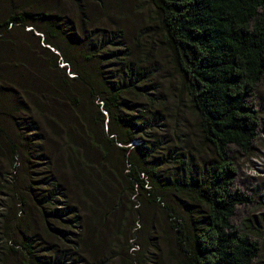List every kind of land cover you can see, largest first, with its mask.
I'll return each mask as SVG.
<instances>
[{
  "label": "trees",
  "instance_id": "trees-1",
  "mask_svg": "<svg viewBox=\"0 0 264 264\" xmlns=\"http://www.w3.org/2000/svg\"><path fill=\"white\" fill-rule=\"evenodd\" d=\"M150 1L157 16L153 34L160 35L172 67L182 79L208 160L175 182L160 171L175 159L174 152L166 156L165 150L177 151V145L158 134L161 122L151 112L162 104V93L152 82L159 70L151 59V40L146 47L141 42L131 47L122 29L102 35L85 16L78 21L77 13L61 11L64 17L55 18L58 10L47 5H41L45 10L34 5V9L15 11L10 17L0 12V41L19 27L25 32L24 26H30L29 34L39 31L46 45L42 53L55 66L62 55L70 71L74 67L75 77H68L64 84L90 87L92 106L103 103L90 118L92 126L102 127L95 136H100L97 142L87 146L86 152L73 149L88 140L90 135L82 133L84 127L77 131V137L74 134L65 141L72 149L67 170L76 181L75 187L66 175L33 181L29 188L32 202L23 200L22 211L27 218L19 227L5 226L0 231V264L5 261L2 249L20 256L21 264H91L86 251L93 248L92 243L87 247L93 218H86L83 210L93 208L101 196L110 206L112 201L107 202V198L114 196L108 177L115 170L108 168L112 157L102 144L112 145L120 154L114 167L125 164L122 176L128 179L129 192L138 199L137 205L146 202L147 206H167L166 201L160 204L161 199L168 192L175 194L184 213L172 204L163 208L170 210L180 254L170 251L174 264H254L259 259L264 249V217L260 221L257 217L248 219L242 228L233 222L239 207L254 205L250 196L236 188L239 170L233 153L250 152L261 126L262 115L254 97L264 82V0ZM36 40L41 49L42 37ZM77 56L89 66H78ZM6 64L0 58V70L4 71L2 66ZM4 94L0 88V95ZM132 95L141 98L135 100ZM79 105L76 99L74 106ZM7 115L6 105L0 101V119ZM76 118L77 114L73 120ZM106 124L111 137L106 135ZM71 129H75L73 123ZM173 140L185 143L180 138ZM136 141L139 146L129 147ZM190 159L194 164L191 154ZM151 179L155 189L151 188ZM39 185L44 189L36 187ZM170 186L171 191L167 189ZM33 208L41 217L38 225L31 221ZM17 228L18 233L14 231ZM136 232L132 239L139 248L130 245L136 249L132 264H151V236L140 242L142 231Z\"/></svg>",
  "mask_w": 264,
  "mask_h": 264
},
{
  "label": "rangeland",
  "instance_id": "rangeland-1",
  "mask_svg": "<svg viewBox=\"0 0 264 264\" xmlns=\"http://www.w3.org/2000/svg\"><path fill=\"white\" fill-rule=\"evenodd\" d=\"M34 5L39 8L47 5L57 9L55 18L64 17L62 12L77 13L78 21L80 16H85L102 35L122 29L127 33V41L131 47L140 42L146 47L151 40V59L159 70L152 82L162 93V104L158 110L151 109V112L161 122L158 134L161 137L162 134L168 136V140L177 145V151L165 150L166 156L174 152L175 159L169 160L160 171L168 180L175 182L190 170L194 173L196 165L203 167V161H207L209 156L203 149L205 145L198 131L197 118L183 91L182 79L172 67L165 43L160 35L157 37L153 34L157 16L150 0H0V12L10 17L11 13L23 12ZM24 28L26 33L19 27L0 41V58L7 63L2 66L5 70H0V88L5 92L0 95V101L8 110L7 117L0 119L3 129L0 134V231L5 226L19 227L23 219L27 218L22 211L25 209L23 200L29 199L32 202L29 188L34 180L66 175L75 187L76 181L67 170L72 149L66 147L65 141L74 134L77 137V131L84 127L83 135L90 136L87 141L74 143L76 145L73 149L86 152V147L97 142L95 139L100 136H95L102 131L101 126L90 124V118L95 117L97 105L102 106L103 103L97 102L92 106L90 87L65 85L64 82L68 83L67 79L75 77L74 67H71L72 71L69 67L66 68V58L62 55L55 66L50 57L42 53V49L46 47L43 35L37 30L33 34L27 33L32 30L30 26ZM39 36L42 37L41 49L36 46ZM76 63L80 67L89 66L79 56L76 57ZM110 68L112 66H107V69ZM153 93L157 94L156 91ZM131 97L135 100L141 98L140 95ZM76 99L80 102V107L74 106ZM254 103L262 115L256 140L250 152L233 153L239 170L236 188L254 200V205L238 208L233 221L238 228H242L248 219L257 217L256 220L260 221L264 217V82L255 93ZM100 110L106 113L102 107ZM75 114L79 118L73 120ZM71 123L75 129H71ZM76 126L79 128L76 129ZM104 128L106 135L111 137L107 132V124ZM174 138H180L185 143H174ZM102 145L109 149L112 157L107 166L115 170L108 177L114 196L107 198V202L112 203L106 206V198L99 194L101 200L93 208L83 210L86 218H93L90 226L92 232L87 234V247L92 243L93 248L86 251L91 264H132L135 251L139 248L132 239L137 230L143 234L142 238H138L140 242H145L151 236V264H174L170 251L178 254L175 232L171 229L170 210L163 208L172 204L174 209L184 213L177 205L175 194L168 192V196H163L160 204L166 201L167 206H147L146 202L137 205L138 199L129 192L128 179L122 176L125 164L119 165L117 169L114 167L115 161L121 158L120 154L112 145ZM190 154L195 158L194 164ZM145 179H148L147 176ZM62 183L68 185L67 182ZM98 186L99 183H96L97 189ZM36 187L44 189L42 185ZM151 188L155 189L152 179ZM167 189L171 191L173 188L170 186ZM28 207L31 206L28 204ZM31 221L35 224L42 222L35 208L31 213ZM14 231L18 233V228ZM4 238L8 239L7 236ZM51 240L61 248L56 239ZM2 251L4 264H21L20 261H23L18 255L4 249ZM254 264H264V249Z\"/></svg>",
  "mask_w": 264,
  "mask_h": 264
},
{
  "label": "clouds",
  "instance_id": "clouds-1",
  "mask_svg": "<svg viewBox=\"0 0 264 264\" xmlns=\"http://www.w3.org/2000/svg\"><path fill=\"white\" fill-rule=\"evenodd\" d=\"M56 53H57V52H56ZM65 67H68V65L65 66ZM104 114L107 116V113H104ZM136 142H137V141H136ZM136 142H133L132 144H130L129 147H131L132 149L135 148V147H137L138 144H139V142H137V143H136ZM134 143H135V145H134ZM136 144H137V145H136Z\"/></svg>",
  "mask_w": 264,
  "mask_h": 264
}]
</instances>
